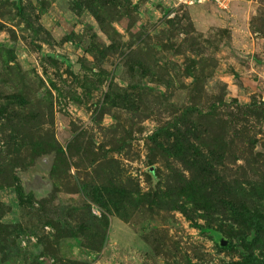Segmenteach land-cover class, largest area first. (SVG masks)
Listing matches in <instances>:
<instances>
[{
	"label": "rangeland",
	"instance_id": "374dc122",
	"mask_svg": "<svg viewBox=\"0 0 264 264\" xmlns=\"http://www.w3.org/2000/svg\"><path fill=\"white\" fill-rule=\"evenodd\" d=\"M0 264H264V0H0Z\"/></svg>",
	"mask_w": 264,
	"mask_h": 264
},
{
	"label": "built area",
	"instance_id": "2783aa9c",
	"mask_svg": "<svg viewBox=\"0 0 264 264\" xmlns=\"http://www.w3.org/2000/svg\"><path fill=\"white\" fill-rule=\"evenodd\" d=\"M202 1L213 3L219 7H227L228 4L231 2V0H202Z\"/></svg>",
	"mask_w": 264,
	"mask_h": 264
},
{
	"label": "water",
	"instance_id": "95a60500",
	"mask_svg": "<svg viewBox=\"0 0 264 264\" xmlns=\"http://www.w3.org/2000/svg\"><path fill=\"white\" fill-rule=\"evenodd\" d=\"M225 243H226V241L224 240L223 244H225Z\"/></svg>",
	"mask_w": 264,
	"mask_h": 264
}]
</instances>
